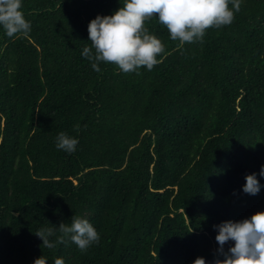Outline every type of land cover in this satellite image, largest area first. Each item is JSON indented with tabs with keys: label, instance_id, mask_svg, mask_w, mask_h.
Instances as JSON below:
<instances>
[{
	"label": "trees",
	"instance_id": "obj_1",
	"mask_svg": "<svg viewBox=\"0 0 264 264\" xmlns=\"http://www.w3.org/2000/svg\"><path fill=\"white\" fill-rule=\"evenodd\" d=\"M120 6L23 0L31 32L0 28V264L210 262L223 258L214 225L264 210V187L242 190L246 173L264 184V0H242L230 25L183 49L153 16L158 65L96 72L81 55L88 22ZM61 132L75 152L57 149ZM73 216L100 234L86 251L35 234L60 235Z\"/></svg>",
	"mask_w": 264,
	"mask_h": 264
},
{
	"label": "clouds",
	"instance_id": "obj_2",
	"mask_svg": "<svg viewBox=\"0 0 264 264\" xmlns=\"http://www.w3.org/2000/svg\"><path fill=\"white\" fill-rule=\"evenodd\" d=\"M241 3L242 0H123V6L111 14H97L88 22L91 46L84 47L81 55L91 62L96 72L101 71L100 62L113 63L123 73L139 74L141 67L151 71L167 53L161 40L144 26L146 20L158 18L168 29L170 38L178 41L177 47L183 49L186 43L202 42L207 29L230 25ZM22 7L23 0H0V28L9 38L31 32V22ZM78 142L77 138L61 132L56 147L73 153ZM259 176L264 178V165L260 166ZM244 180L242 190L247 194L256 195L264 187L256 172L246 173ZM213 227L217 230V252L223 258L206 262L203 257H197L193 264H264V210L241 220H225ZM59 233L56 235L54 228L35 232L49 249L70 240L86 251L100 240L99 232L86 217L73 216L70 224L62 222ZM230 241L225 250L224 245ZM47 261L41 255L33 264H47ZM52 264H66V260L58 256Z\"/></svg>",
	"mask_w": 264,
	"mask_h": 264
}]
</instances>
